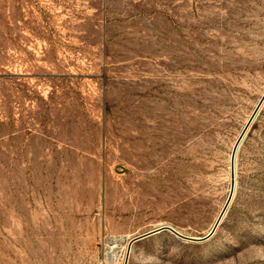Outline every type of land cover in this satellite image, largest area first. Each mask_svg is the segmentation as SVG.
Instances as JSON below:
<instances>
[{
  "label": "rangeland",
  "instance_id": "rangeland-1",
  "mask_svg": "<svg viewBox=\"0 0 264 264\" xmlns=\"http://www.w3.org/2000/svg\"><path fill=\"white\" fill-rule=\"evenodd\" d=\"M263 95L264 0H0V264H264Z\"/></svg>",
  "mask_w": 264,
  "mask_h": 264
},
{
  "label": "water",
  "instance_id": "water-1",
  "mask_svg": "<svg viewBox=\"0 0 264 264\" xmlns=\"http://www.w3.org/2000/svg\"><path fill=\"white\" fill-rule=\"evenodd\" d=\"M263 103H264V95H263L262 99L260 100L258 106L256 107V109H255V111H254L252 117L250 118V120H249L247 126L245 127L244 131L242 132V134H241V136H240L238 142L236 143V146H235V148H234V150H233V153H232V160H231V164H232V174H233V170H234L235 155H236L237 147H238L240 141L242 140L243 136L245 135L247 129H248L249 126L251 125L252 121L254 120V118H255L257 112L259 111V109L261 108V106H262ZM229 202H230V201H229ZM229 202H228V204H229ZM228 204L226 205V207H225L224 210L222 211L221 215L219 216V218H218V220H217V222H216L214 228L210 231V233H209L207 236H205V237H203V238H196V237L185 236V235L181 234L180 232H178L177 230H175V229H174L173 227H171V226H163V227H161V228H159V229H156V230L150 231V232H148V233H146V234H144V235H142V236H139V237L135 238V239L131 242L130 247H131V245H132L134 242L139 241V240L144 239V238H147V237H149V236L155 235V234L160 233V232H162V231L171 232V233H173L174 235H176V236H178V237H181V238H183V239L186 240V241H192V242H202V241H206V240H208L209 238H211V237L215 234V232H216V230H217V228H218V226H219V224H220V222H221V220H222V218H223V216H224V213H225V211H226V209H227V207H228ZM128 254H129V253H128Z\"/></svg>",
  "mask_w": 264,
  "mask_h": 264
},
{
  "label": "bare ground",
  "instance_id": "bare-ground-1",
  "mask_svg": "<svg viewBox=\"0 0 264 264\" xmlns=\"http://www.w3.org/2000/svg\"><path fill=\"white\" fill-rule=\"evenodd\" d=\"M170 226V225H169ZM172 227V226H171Z\"/></svg>",
  "mask_w": 264,
  "mask_h": 264
}]
</instances>
